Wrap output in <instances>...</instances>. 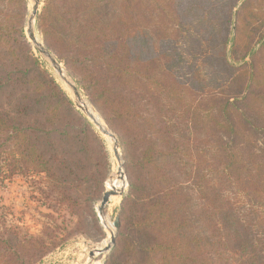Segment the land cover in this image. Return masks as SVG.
Returning <instances> with one entry per match:
<instances>
[{"label":"trees","instance_id":"trees-1","mask_svg":"<svg viewBox=\"0 0 264 264\" xmlns=\"http://www.w3.org/2000/svg\"><path fill=\"white\" fill-rule=\"evenodd\" d=\"M169 1L165 12L141 0H45L38 16L46 46L138 151L105 264H264V41L234 56L239 65L228 51L243 32L254 39L256 13L249 0L236 20L240 0ZM25 12L26 0H0V182L44 174L72 205L96 135L36 58ZM195 17L204 41L173 35ZM2 208L0 264L53 248V236L19 238Z\"/></svg>","mask_w":264,"mask_h":264},{"label":"rangeland","instance_id":"rangeland-1","mask_svg":"<svg viewBox=\"0 0 264 264\" xmlns=\"http://www.w3.org/2000/svg\"><path fill=\"white\" fill-rule=\"evenodd\" d=\"M244 1L245 0H240L239 4L234 8V20H236L241 4ZM34 2V0H26V12L23 19L24 34L43 68L46 69L66 91L73 101L74 107L80 111L92 126L96 135V140L92 142L94 153L91 157L90 169L86 171L83 177L84 181L77 189H73L70 194L72 196L71 201H74V204H68L66 206L58 203L55 199L57 198V194L49 184L46 176L40 173H33L29 175H15L6 179L4 182H0V206L3 207L1 211L6 216L8 227L17 229V232L20 234L19 238L24 234L34 236L41 235L47 238L53 236L55 240V245L52 246L53 248L42 255V257L36 260L32 259L30 264H78L77 260L79 256L86 251L87 247H93L106 238L107 235L102 218L106 217L108 220H111L112 223L116 220L117 216L120 219L123 200L129 191L130 180L137 179L138 175H140L141 168L138 166L137 148L131 143V139L128 137V131H126L124 127L119 126V123L107 121L102 116L86 92L80 87L73 73L70 72L65 63L46 46L43 34L38 26V16L43 10L45 0H38V12L34 17L33 24L35 34H39L40 42L57 57L62 68L66 72L67 78L78 86L82 100H86L93 107L101 117L104 125L116 135L119 141V152L123 160V175L126 186L123 189L124 193L119 197L117 205L111 206L109 201L102 214H100L98 207L100 206L104 192L107 190V182L113 174L114 169L119 166V161L113 150L114 144L109 145L106 134L100 130L85 111L76 105L77 99L72 88L63 79L61 80L64 83L59 79L55 72L56 68L53 66L50 59L41 53L29 38L27 30L32 16ZM141 2L146 5H153V8H157L158 11H161L163 8L165 12L173 11L175 8L174 5L171 6L169 0H141ZM249 3V9L256 13L253 19H255L258 25V29L256 30L253 40L247 32L241 33L234 54L231 52L232 43L230 42L228 44V51L230 52L229 61L234 65L240 64L234 60V56L236 58L241 57L249 48H252L254 51L260 50L262 48L261 43L264 41V37L262 38V33L264 32V0H249ZM163 19L167 21L169 25L175 26L176 21H172L170 15L163 13ZM249 20L250 18L247 19V22H249ZM185 25L186 27L184 26V28H187L189 32H184L183 30L179 33L180 35L177 33L173 35L186 37L187 39L196 38L204 41L201 31L197 30L199 23H197L196 17ZM209 34L210 32H206L204 36L207 37ZM229 37H234V29L231 31ZM262 55H264V51L260 52L258 56L259 60H261ZM247 60H249V58H247ZM259 63L264 71V64L261 62ZM262 73L264 74V72ZM110 148H112V150ZM118 231L119 228L117 230L114 228L116 235L114 247L120 238ZM10 238L14 240L12 242L14 244L16 243V239H19L14 236H10ZM112 250L103 254L104 258L101 264L107 262Z\"/></svg>","mask_w":264,"mask_h":264},{"label":"bare ground","instance_id":"bare-ground-1","mask_svg":"<svg viewBox=\"0 0 264 264\" xmlns=\"http://www.w3.org/2000/svg\"><path fill=\"white\" fill-rule=\"evenodd\" d=\"M35 37L37 39V42H40V37L38 33L35 34ZM60 68H62L61 65H60ZM55 72L58 75L60 80L63 79V77L60 76V73H58L57 69L55 70ZM63 75L64 77H67L64 69H63ZM80 105L83 107V110L87 114H90L92 116L93 121H95L101 127V129H105V130L107 129L104 123L102 122V119L99 116V114L93 109V107L86 100L83 99L80 102ZM106 136H107L109 145L110 144L113 145L114 144L113 137L110 135H106ZM110 149L112 150V148ZM125 186H126V181L124 180V175L121 171H119V166H118L116 169H114L113 174L110 176V179L107 182V190H114L116 192V194L112 195L110 198L111 206L117 205L119 201V197H120V192L125 188ZM102 219H103V224H104V228H105L106 235H107L106 238L102 242L95 244L93 247H87L86 251L83 252L79 256V259L77 260L78 264H101L102 263V260L104 258L103 254L106 252V249L110 245L112 233L114 232V226L111 220H108L106 217ZM91 253L93 254V257L90 255Z\"/></svg>","mask_w":264,"mask_h":264},{"label":"water","instance_id":"water-1","mask_svg":"<svg viewBox=\"0 0 264 264\" xmlns=\"http://www.w3.org/2000/svg\"><path fill=\"white\" fill-rule=\"evenodd\" d=\"M34 1L35 2H34L33 10H32V16H31V19H30V22H29V26H28V30H27L28 36L32 40V42L37 46L39 51L41 53H43L44 55H46L50 59V61L52 62L53 66L60 73V76L63 77V80L72 88V90L74 92V95H75V97L77 99L76 105L83 110V107L80 105V102L82 101V96H81V93H80V91L78 89V86L75 85L74 83H72L67 77H64L63 69L60 68L61 64L58 61L57 57L42 42H37V39L35 37V31H34L33 24H34V17H35V15L38 12L39 2H38V0H34ZM87 115L92 119V116L90 114H87ZM93 122L100 128V130L104 134L110 135V136L113 137V139H114L113 150H114V153H115V155H116V157H117V159L119 161V171H121L124 174V172H123V160H122V156H121V154L119 152V141H118V138L116 137V135L107 126H106V128H107L106 130L105 129H101V127L95 121H93ZM123 193H124V190H122L120 192V195H122ZM115 194H116V192L114 190H106L104 192V195L102 197L100 206L98 207V211H99L100 214H102L105 206L109 203L111 196L115 195ZM113 226H114V228L116 230L119 228L120 219H119L118 216L116 217V220L113 222ZM115 242H116V235H115V232H113L112 233V237H111V243L108 246V248L106 249L107 253L110 250H112V248L115 245ZM90 255L93 257L92 253Z\"/></svg>","mask_w":264,"mask_h":264}]
</instances>
